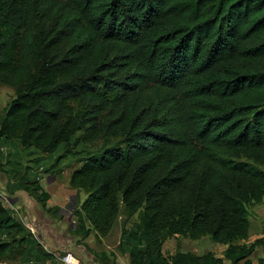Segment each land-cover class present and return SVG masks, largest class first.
I'll return each instance as SVG.
<instances>
[{
  "label": "trees",
  "instance_id": "1",
  "mask_svg": "<svg viewBox=\"0 0 264 264\" xmlns=\"http://www.w3.org/2000/svg\"><path fill=\"white\" fill-rule=\"evenodd\" d=\"M0 84L14 90L0 139L64 146L55 162L99 142L69 176L78 239L106 236L121 203L128 264H254L264 249V227L241 242L264 198V0H0ZM31 233L0 198V261ZM205 235L224 257L163 250Z\"/></svg>",
  "mask_w": 264,
  "mask_h": 264
},
{
  "label": "rangeland",
  "instance_id": "2",
  "mask_svg": "<svg viewBox=\"0 0 264 264\" xmlns=\"http://www.w3.org/2000/svg\"><path fill=\"white\" fill-rule=\"evenodd\" d=\"M13 96L12 87L0 84V116L3 107ZM98 144L99 142L86 144L79 142L72 145L71 151L61 155L55 162L58 155L64 152V146L48 154L32 146L23 148L16 139L0 140V198L11 210L12 215L24 224L26 232L28 229L32 231L30 237L35 241L24 244L22 250L15 252L13 257H4L0 264H63L61 257L67 251L79 258L82 264H128L127 252L117 247L124 221L121 203L109 233L100 241L95 239L94 231L82 240L72 231L77 223L74 210L85 194L69 186V176L79 165L78 158L83 155V149H95ZM260 167L264 169V165ZM24 179L38 180L50 193L45 206L21 188L15 190L18 187L11 181ZM6 181L7 190L4 189ZM12 194L18 196L16 202H12ZM247 209L249 231L252 232L253 227L262 229L264 198L259 203L248 205ZM177 247L192 250L194 245L187 237H180L179 240L169 238L163 244L165 254L174 253ZM198 248L204 251L212 247L209 244L208 247L199 245ZM100 251L105 253L101 258L95 255ZM45 254H49V257L42 260Z\"/></svg>",
  "mask_w": 264,
  "mask_h": 264
},
{
  "label": "crops",
  "instance_id": "3",
  "mask_svg": "<svg viewBox=\"0 0 264 264\" xmlns=\"http://www.w3.org/2000/svg\"><path fill=\"white\" fill-rule=\"evenodd\" d=\"M7 185L8 184H7V181H6L5 186H4L5 190H7ZM17 189H19V188H15V190H17ZM17 200H18V196L16 194H12V202H14V201L16 202ZM252 230H253L252 232H250V231L248 232V238L246 240H242L241 242L248 243V242L253 241L255 238L261 236V234H262V229L261 228H258V229L255 228L254 229V227H253ZM187 238L192 240V244L194 245V248L191 251H194V252H196L198 254H202V253H205L207 251H212V252H214L215 255L220 256V257H224L223 253H224V250L226 248V244L221 243V242H215V241L211 242V240L208 238L207 235L201 236V237H199L197 239H191L189 237H187ZM173 239H175V238H173ZM209 244L212 247L211 249H208V250L206 249V250L202 251V250H199V248H198L199 245H201V247H204V246L208 247ZM250 258H251V261L254 264H256L258 262L259 258L262 259L263 264H264V249H263V247L262 246L257 247L255 249V251L251 254ZM225 263H228V261L225 260Z\"/></svg>",
  "mask_w": 264,
  "mask_h": 264
},
{
  "label": "built area",
  "instance_id": "4",
  "mask_svg": "<svg viewBox=\"0 0 264 264\" xmlns=\"http://www.w3.org/2000/svg\"><path fill=\"white\" fill-rule=\"evenodd\" d=\"M13 207V206H11ZM31 231V230H30ZM32 232V231H31ZM61 262L63 264H82L81 260L73 255L71 252L67 251L62 257Z\"/></svg>",
  "mask_w": 264,
  "mask_h": 264
}]
</instances>
